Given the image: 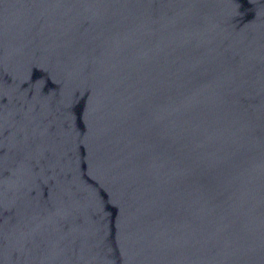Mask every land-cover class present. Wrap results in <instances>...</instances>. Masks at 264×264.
Masks as SVG:
<instances>
[{
	"label": "water",
	"instance_id": "95a60500",
	"mask_svg": "<svg viewBox=\"0 0 264 264\" xmlns=\"http://www.w3.org/2000/svg\"><path fill=\"white\" fill-rule=\"evenodd\" d=\"M0 264H264V0H0Z\"/></svg>",
	"mask_w": 264,
	"mask_h": 264
}]
</instances>
